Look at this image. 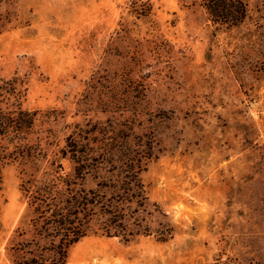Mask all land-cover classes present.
Returning <instances> with one entry per match:
<instances>
[{
	"label": "rangeland",
	"instance_id": "1",
	"mask_svg": "<svg viewBox=\"0 0 264 264\" xmlns=\"http://www.w3.org/2000/svg\"><path fill=\"white\" fill-rule=\"evenodd\" d=\"M247 2L251 18L228 28L195 0H0V80L18 79L24 109L104 122L101 89L89 112L80 104L95 80L140 92L139 116L113 118L154 138L140 179L172 239L91 236L66 264H264V0ZM22 177L0 169V264H12Z\"/></svg>",
	"mask_w": 264,
	"mask_h": 264
},
{
	"label": "trees",
	"instance_id": "2",
	"mask_svg": "<svg viewBox=\"0 0 264 264\" xmlns=\"http://www.w3.org/2000/svg\"><path fill=\"white\" fill-rule=\"evenodd\" d=\"M195 3L215 25L239 28L251 18L247 0ZM94 82L80 103L83 112H89L88 96L96 87L101 89L96 106L110 119L61 126L58 110L22 107L17 78L0 80V169L21 168L19 190L25 203L9 241L12 264H66L69 249L91 236L124 243L154 236L166 243L174 235L168 223L159 221L166 217L140 179L155 159L152 133L135 135L130 121L113 118L131 111L139 116L141 105L132 100L140 92Z\"/></svg>",
	"mask_w": 264,
	"mask_h": 264
}]
</instances>
